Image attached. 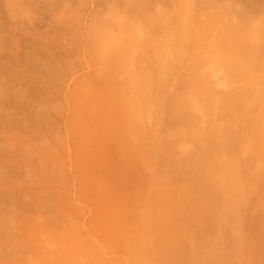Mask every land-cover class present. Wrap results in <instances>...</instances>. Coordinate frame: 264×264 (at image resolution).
I'll use <instances>...</instances> for the list:
<instances>
[{"label":"rangeland","instance_id":"obj_1","mask_svg":"<svg viewBox=\"0 0 264 264\" xmlns=\"http://www.w3.org/2000/svg\"><path fill=\"white\" fill-rule=\"evenodd\" d=\"M0 210V264H264V0H0Z\"/></svg>","mask_w":264,"mask_h":264},{"label":"bare ground","instance_id":"obj_2","mask_svg":"<svg viewBox=\"0 0 264 264\" xmlns=\"http://www.w3.org/2000/svg\"><path fill=\"white\" fill-rule=\"evenodd\" d=\"M231 12V11H230ZM234 13V12H233ZM242 15V14H241ZM248 48V47H247ZM217 83V82H216ZM212 88V87H211ZM214 90V89H213ZM214 92H216V93H218L219 92V98H222V99H224L225 101L224 102H227L228 101V98L230 97V99L234 96V94H235V91H228V92H225V91H216V90H214ZM236 96L238 95V94H235ZM224 122V121H223ZM179 127V126H178ZM197 136V135H196ZM219 137V136H218ZM215 140V139H214ZM213 142V141H212ZM219 144V143H218ZM213 145V144H212ZM111 146V145H110ZM204 150V149H203ZM207 153V152H206ZM125 181V180H124ZM30 206V205H29ZM6 207H8V206H6ZM7 209V208H6ZM2 210V209H1ZM0 210V211H1ZM13 212V211H12ZM2 215V213H0V216ZM11 215V214H10ZM12 216V215H11ZM25 218V217H24ZM23 219V218H22ZM28 220V219H27ZM22 223V222H21ZM20 223V224H21ZM12 226V225H11ZM16 227V226H15ZM10 228V227H9ZM17 229V228H16ZM19 229V228H18ZM10 234V233H9ZM14 238V237H13ZM4 240V239H3ZM13 263V262H12Z\"/></svg>","mask_w":264,"mask_h":264}]
</instances>
